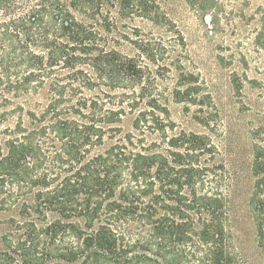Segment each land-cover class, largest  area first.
Segmentation results:
<instances>
[{"label": "trees", "instance_id": "obj_1", "mask_svg": "<svg viewBox=\"0 0 264 264\" xmlns=\"http://www.w3.org/2000/svg\"><path fill=\"white\" fill-rule=\"evenodd\" d=\"M186 46L158 0H0V264H247L225 124ZM249 83L264 250V78Z\"/></svg>", "mask_w": 264, "mask_h": 264}, {"label": "rangeland", "instance_id": "obj_2", "mask_svg": "<svg viewBox=\"0 0 264 264\" xmlns=\"http://www.w3.org/2000/svg\"><path fill=\"white\" fill-rule=\"evenodd\" d=\"M158 1L186 38L182 54L187 69L205 83L225 124V137L215 139L231 150L239 249L247 264H264L249 207L254 184L250 128L260 121L255 103L258 92L249 80L264 78V0H215L206 7L200 5L202 0ZM133 24L155 34H170L147 19L136 17ZM123 49L129 51V47ZM239 80L244 85L241 92L235 87ZM184 106L171 103L173 118L188 130H204L193 119L194 108L187 111ZM11 214L0 211V233Z\"/></svg>", "mask_w": 264, "mask_h": 264}]
</instances>
